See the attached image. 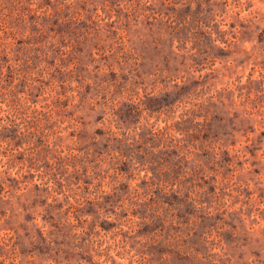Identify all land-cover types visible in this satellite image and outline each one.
<instances>
[{
	"label": "rangeland",
	"instance_id": "1",
	"mask_svg": "<svg viewBox=\"0 0 264 264\" xmlns=\"http://www.w3.org/2000/svg\"><path fill=\"white\" fill-rule=\"evenodd\" d=\"M0 264H264V0H0Z\"/></svg>",
	"mask_w": 264,
	"mask_h": 264
}]
</instances>
